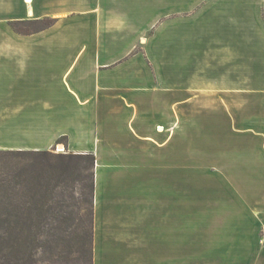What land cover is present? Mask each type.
I'll return each instance as SVG.
<instances>
[{
    "label": "crops",
    "instance_id": "0c3cea01",
    "mask_svg": "<svg viewBox=\"0 0 264 264\" xmlns=\"http://www.w3.org/2000/svg\"><path fill=\"white\" fill-rule=\"evenodd\" d=\"M120 1L137 3L0 0L1 25L57 18L38 34L10 35L32 39V49H0V149H51L67 136L65 151L95 154L93 264H264V211L191 209L188 183L190 121L198 145L219 135L239 139L230 143L244 153L239 159L220 146L226 169L264 171V123L237 128L226 109L206 108V99L226 107L224 95L238 93L264 111V55L255 57L253 47L261 41L248 21H221L222 13L232 16L228 0H206L199 21H165L164 33L150 39L157 11L147 9L144 20L110 21ZM173 1L166 13L195 2ZM101 22L107 24L99 29ZM141 41L147 56H164L166 65L152 67L136 53L109 68ZM232 47L240 54L216 60V52L227 55ZM238 74L243 83H230Z\"/></svg>",
    "mask_w": 264,
    "mask_h": 264
},
{
    "label": "rangeland",
    "instance_id": "374dc122",
    "mask_svg": "<svg viewBox=\"0 0 264 264\" xmlns=\"http://www.w3.org/2000/svg\"><path fill=\"white\" fill-rule=\"evenodd\" d=\"M232 1V2H231ZM247 1V2H246ZM176 5L177 3L181 4V0L173 1ZM227 2H229L227 4ZM169 3V0H137V3L129 6L127 3L123 4L121 1L117 5L118 13L110 17V21H137L136 18L144 20L148 15H146V11H157V16L153 17L151 21H154V24L151 26L149 32V39L155 36L158 32L164 33L162 29H164L165 21H199V14L205 7L206 0H195L194 3L189 4L190 6L181 9L174 8L169 13H166V6ZM226 4L233 8L232 16L221 14L219 17L221 21H237L238 25L241 22L239 21H248L247 23L251 25L253 28V33H255V40H260V44H253L255 57L257 56L259 59L261 56V52L264 55V28L261 29L262 26H259L258 22L262 21L264 26V0H228ZM207 5V4H206ZM130 7V8H129ZM150 8V9H149ZM124 10L125 12L121 11ZM149 9V10H147ZM224 10V9H223ZM151 12V13H152ZM213 13V11H211ZM209 14V13H208ZM217 14V13H216ZM218 15V14H217ZM51 19H54V24L57 23V18L51 16H45ZM44 18V17H42ZM31 19V18H30ZM41 19V18H39ZM24 20V19H18ZM13 21V20H11ZM105 25L106 22H101L99 24V29H102V25ZM53 24V25H54ZM107 24V23H106ZM242 24V23H241ZM21 27L25 30H35L38 27V24L34 25H23L20 24ZM52 25V26H53ZM248 26V25H246ZM64 27V25H63ZM105 27V26H104ZM240 27V26H239ZM43 31V30H42ZM61 31H65V28H61ZM41 31L33 32L31 34H38ZM14 33L18 35H31V34H23L16 31L10 24V21L0 24V49H32L35 41L29 38H20L16 36H10ZM143 41L146 42V34L141 35ZM220 37H217V39ZM250 38V37H248ZM164 39V36H163ZM236 40V39H234ZM48 43L44 39H41V42ZM143 41L137 44L134 50L129 54V56L122 59H112L115 60L110 64L109 68L116 67L120 64L127 62L129 59L134 57L136 53L146 55V62L152 67L154 66H164L169 61L166 57H158L152 58L147 56V51H149V46L146 48ZM258 42V41H257ZM161 42L157 44L160 48ZM223 44V43H222ZM224 45V44H223ZM259 45V47H257ZM164 49V47H163ZM225 50H220L216 52L217 61H225L230 59V57H235L240 54V50L232 49L228 51L229 57ZM158 53L160 50H157ZM225 52V53H224ZM241 53H244V50L241 49ZM214 55L211 54V59L214 58ZM207 57V56H206ZM205 57L207 61L208 58ZM254 57V58H255ZM263 59V58H262ZM261 59V60H262ZM264 64V60H263ZM207 65L209 64L207 62ZM256 70V68H255ZM250 68L246 70V76L251 77ZM243 76V75H242ZM245 76V75H244ZM238 79L234 80L230 83L242 82V78L240 74H238ZM245 79V78H244ZM217 80L211 82V85L215 83ZM194 84H197V80L195 79ZM228 82V81H226ZM249 82V80H248ZM222 83V82H221ZM223 81L222 84H224ZM243 83V82H242ZM218 84V83H217ZM228 84V83H227ZM206 85H210V83H206ZM239 85V83H238ZM223 86V85H222ZM217 102L220 103V96H216ZM255 100L259 99L258 97H253ZM226 107L214 106L215 103L210 101V99H206V103H210L207 105V109L214 108H224L227 111V120L231 122V125L237 126V128H245V124L252 123L254 129L260 127L264 123V111L261 110L259 106L256 105H247L248 100H246L243 96L238 95V93L229 94L227 96L224 95ZM264 98H260V101ZM197 103V102H196ZM198 109L197 105L195 107H189V110ZM188 110V107H183V113ZM176 113H180L178 107H175ZM185 115V114H183ZM196 114L191 113L188 115L189 119H192ZM187 117V116H186ZM190 153L189 157V175H188V183H189V193L191 199V209H218V210H249L252 209L254 211H264V184L262 179V173L264 171L260 170H250L246 169H226L228 165H230L228 155L225 154L224 151L220 150L221 144H224L226 148L230 146V150H236L239 152L237 159L243 156L240 147L234 146L236 144L230 145L231 141H238L239 139H232L226 136L219 135L217 138H207L205 139L204 145H198V139L196 138V133L193 130V125H196V121H190ZM221 127H223L221 125ZM220 127V128H221ZM227 128V127H226ZM223 127V129H226ZM194 134V135H193ZM195 136V137H194ZM68 140V138H67ZM258 140V139H256ZM262 140V139H261ZM254 141V140H253ZM229 143V144H228ZM254 143V142H253ZM242 143H240L241 145ZM255 145V144H254ZM199 146V147H198ZM228 146V147H227ZM236 148V149H235ZM51 149L55 152H63L65 151V143L60 142L54 145ZM224 153V154H223ZM187 157V155H184ZM178 157L177 154H174V158ZM235 164V160L232 162ZM257 163V162H254ZM237 165V164H236ZM253 173V175H252ZM257 174L259 176H257ZM78 185V184H77ZM79 187V185L77 186ZM78 211L76 210V213ZM61 238L56 244L53 246L42 248L41 252H39V260L36 264H82L80 260L76 258L73 249H76V245L70 246L66 242V232L61 230L60 232ZM261 242H264V233L261 234ZM71 247V251H70Z\"/></svg>",
    "mask_w": 264,
    "mask_h": 264
},
{
    "label": "trees",
    "instance_id": "16d2710c",
    "mask_svg": "<svg viewBox=\"0 0 264 264\" xmlns=\"http://www.w3.org/2000/svg\"><path fill=\"white\" fill-rule=\"evenodd\" d=\"M54 22L44 17L10 24L31 34ZM20 24L38 27L29 31ZM67 138L57 143L66 144ZM95 165L93 153L0 149V264H36L42 248L59 241L61 230L66 242L76 245V258L93 264Z\"/></svg>",
    "mask_w": 264,
    "mask_h": 264
}]
</instances>
